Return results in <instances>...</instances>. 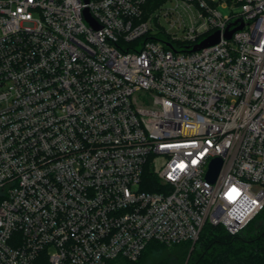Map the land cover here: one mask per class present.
<instances>
[{
  "label": "built area",
  "instance_id": "1",
  "mask_svg": "<svg viewBox=\"0 0 264 264\" xmlns=\"http://www.w3.org/2000/svg\"><path fill=\"white\" fill-rule=\"evenodd\" d=\"M149 2L0 0V264L135 261L264 209V0Z\"/></svg>",
  "mask_w": 264,
  "mask_h": 264
},
{
  "label": "trees",
  "instance_id": "2",
  "mask_svg": "<svg viewBox=\"0 0 264 264\" xmlns=\"http://www.w3.org/2000/svg\"><path fill=\"white\" fill-rule=\"evenodd\" d=\"M259 218L264 221V209L235 234L222 225L205 224L196 242L151 241L138 260L120 259L116 264H264V222H257Z\"/></svg>",
  "mask_w": 264,
  "mask_h": 264
},
{
  "label": "water",
  "instance_id": "3",
  "mask_svg": "<svg viewBox=\"0 0 264 264\" xmlns=\"http://www.w3.org/2000/svg\"><path fill=\"white\" fill-rule=\"evenodd\" d=\"M88 1V0H86ZM86 15H87V18L89 20H91V17L88 13V11L86 10ZM240 28H243V24L239 25L238 27L232 29V30H228L225 34V36L227 38H230L233 34V32L237 29H240ZM220 40V33L219 32H216L214 34H212L211 36H209L208 38L202 40L201 42H199L198 44H196L194 47H193V50H196V49H200V48H203V47H206V46H209V45H212L216 42H218ZM221 167H222V160L220 158H217V159H214L210 165V169L207 173V179H209L210 181H215L216 178L218 177L219 175V172L221 170Z\"/></svg>",
  "mask_w": 264,
  "mask_h": 264
},
{
  "label": "rangeland",
  "instance_id": "4",
  "mask_svg": "<svg viewBox=\"0 0 264 264\" xmlns=\"http://www.w3.org/2000/svg\"><path fill=\"white\" fill-rule=\"evenodd\" d=\"M257 222H261V223H263L264 221H263L261 218H259ZM254 227H255V226H254ZM252 228H253V227H252ZM253 230H255V229L253 228Z\"/></svg>",
  "mask_w": 264,
  "mask_h": 264
}]
</instances>
